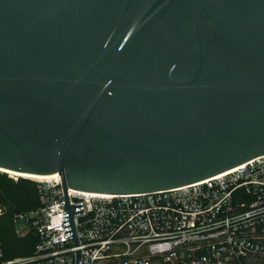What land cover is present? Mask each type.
<instances>
[{
	"label": "water",
	"instance_id": "95a60500",
	"mask_svg": "<svg viewBox=\"0 0 264 264\" xmlns=\"http://www.w3.org/2000/svg\"><path fill=\"white\" fill-rule=\"evenodd\" d=\"M262 153L264 0H0L1 167L117 194Z\"/></svg>",
	"mask_w": 264,
	"mask_h": 264
},
{
	"label": "built area",
	"instance_id": "2783aa9c",
	"mask_svg": "<svg viewBox=\"0 0 264 264\" xmlns=\"http://www.w3.org/2000/svg\"><path fill=\"white\" fill-rule=\"evenodd\" d=\"M35 179L38 203L11 216L15 234L35 235L33 247L6 256L0 237V264H264V153L146 192L64 191L58 174ZM65 197L80 209L70 218Z\"/></svg>",
	"mask_w": 264,
	"mask_h": 264
},
{
	"label": "trees",
	"instance_id": "16d2710c",
	"mask_svg": "<svg viewBox=\"0 0 264 264\" xmlns=\"http://www.w3.org/2000/svg\"><path fill=\"white\" fill-rule=\"evenodd\" d=\"M38 181L33 177L17 175L11 178L7 171L0 169V204L6 210L0 215V237L6 256L27 253L35 242V235L28 232L25 235L14 233L12 213L15 210H28L38 203Z\"/></svg>",
	"mask_w": 264,
	"mask_h": 264
},
{
	"label": "bare ground",
	"instance_id": "6f19581e",
	"mask_svg": "<svg viewBox=\"0 0 264 264\" xmlns=\"http://www.w3.org/2000/svg\"><path fill=\"white\" fill-rule=\"evenodd\" d=\"M0 169L7 171L9 174H17V175H22V176H26V177H33V178H44V177H53L56 176L57 177V173H50V174H43V175H39V174H33V173H29V174H25V173H20L18 171H11L8 169H5L3 167L0 166Z\"/></svg>",
	"mask_w": 264,
	"mask_h": 264
},
{
	"label": "rangeland",
	"instance_id": "374dc122",
	"mask_svg": "<svg viewBox=\"0 0 264 264\" xmlns=\"http://www.w3.org/2000/svg\"><path fill=\"white\" fill-rule=\"evenodd\" d=\"M7 174L11 177V178H17V174H14V175H16V177H13L14 175H12V174H9L8 172H7ZM35 179V178H34ZM44 179H46V177H44L42 180H44ZM36 180V179H35Z\"/></svg>",
	"mask_w": 264,
	"mask_h": 264
}]
</instances>
